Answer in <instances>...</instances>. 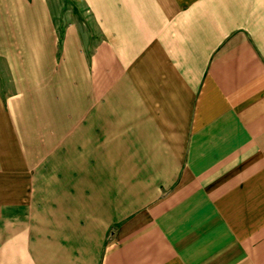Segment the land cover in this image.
Wrapping results in <instances>:
<instances>
[{
  "label": "crops",
  "instance_id": "obj_1",
  "mask_svg": "<svg viewBox=\"0 0 264 264\" xmlns=\"http://www.w3.org/2000/svg\"><path fill=\"white\" fill-rule=\"evenodd\" d=\"M85 2L0 0V264H264V0Z\"/></svg>",
  "mask_w": 264,
  "mask_h": 264
},
{
  "label": "rangeland",
  "instance_id": "obj_2",
  "mask_svg": "<svg viewBox=\"0 0 264 264\" xmlns=\"http://www.w3.org/2000/svg\"><path fill=\"white\" fill-rule=\"evenodd\" d=\"M53 19L57 30L63 32L70 23H79L83 28L95 29V21L91 16L90 7L85 0H49ZM93 33V32H92ZM94 40V36H91ZM93 43V41L91 42ZM0 76L9 77V71L5 61L0 58ZM10 88L11 83L7 84Z\"/></svg>",
  "mask_w": 264,
  "mask_h": 264
}]
</instances>
